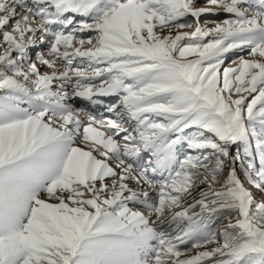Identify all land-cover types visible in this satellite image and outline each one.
Masks as SVG:
<instances>
[{
	"label": "snow or ice",
	"instance_id": "snow-or-ice-1",
	"mask_svg": "<svg viewBox=\"0 0 264 264\" xmlns=\"http://www.w3.org/2000/svg\"><path fill=\"white\" fill-rule=\"evenodd\" d=\"M0 264H264V0H0Z\"/></svg>",
	"mask_w": 264,
	"mask_h": 264
},
{
	"label": "bare ground",
	"instance_id": "bare-ground-1",
	"mask_svg": "<svg viewBox=\"0 0 264 264\" xmlns=\"http://www.w3.org/2000/svg\"><path fill=\"white\" fill-rule=\"evenodd\" d=\"M211 18L213 19V17H211ZM215 19H218V17H215ZM73 103L75 104V107H77V108H85V109L91 110L90 109V105L87 102H85V101L77 99ZM85 119H86V117H85Z\"/></svg>",
	"mask_w": 264,
	"mask_h": 264
},
{
	"label": "rangeland",
	"instance_id": "rangeland-1",
	"mask_svg": "<svg viewBox=\"0 0 264 264\" xmlns=\"http://www.w3.org/2000/svg\"><path fill=\"white\" fill-rule=\"evenodd\" d=\"M211 17H209V19H210ZM223 17H218V19H222ZM204 18H202V20H203ZM212 19V18H211ZM44 51L46 52V46H44ZM32 59L33 60H35L36 59V56H35V53H33V55H32ZM228 63H230V61L228 62ZM231 66H235V65H231ZM43 70V69H42ZM258 161H259V158H258V156H257V163H258ZM241 176H242V178H243V173H241ZM245 185L246 186H249L250 188L252 187L250 184H248V182L247 181H245ZM253 190L254 191H256L254 188H253ZM198 198V197H197ZM192 201H189V203H191ZM224 223H227V221L225 220L224 221Z\"/></svg>",
	"mask_w": 264,
	"mask_h": 264
}]
</instances>
